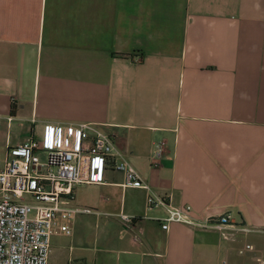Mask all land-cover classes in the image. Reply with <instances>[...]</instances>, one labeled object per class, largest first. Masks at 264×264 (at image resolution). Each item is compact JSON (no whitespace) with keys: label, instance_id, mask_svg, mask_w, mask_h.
I'll use <instances>...</instances> for the list:
<instances>
[{"label":"crops","instance_id":"crops-1","mask_svg":"<svg viewBox=\"0 0 264 264\" xmlns=\"http://www.w3.org/2000/svg\"><path fill=\"white\" fill-rule=\"evenodd\" d=\"M78 123L112 134L147 188L109 168L76 185L61 202L75 209L70 233L51 235L47 264H258L264 0H0V160L45 124ZM150 192L251 231L162 229Z\"/></svg>","mask_w":264,"mask_h":264},{"label":"built area","instance_id":"built-area-1","mask_svg":"<svg viewBox=\"0 0 264 264\" xmlns=\"http://www.w3.org/2000/svg\"><path fill=\"white\" fill-rule=\"evenodd\" d=\"M162 148V140L154 143V157L160 156ZM39 152L45 153L44 160L39 159ZM107 168L123 173V186L147 188L116 150L113 135L95 124H45L39 137L7 148L0 160V264H47L51 235L69 234L75 212L61 202L72 196L78 184L103 182ZM164 199L153 192L145 198L148 208L163 206L162 229L170 221H179L215 228L226 239L234 230L251 231L233 222L226 212L202 222L190 216L189 205L174 206ZM119 219L130 222L123 214ZM243 248L250 250L252 245L245 243ZM256 261L264 264V253Z\"/></svg>","mask_w":264,"mask_h":264},{"label":"rangeland","instance_id":"rangeland-1","mask_svg":"<svg viewBox=\"0 0 264 264\" xmlns=\"http://www.w3.org/2000/svg\"><path fill=\"white\" fill-rule=\"evenodd\" d=\"M38 157H39L40 160H44L45 159V153L44 152H39Z\"/></svg>","mask_w":264,"mask_h":264}]
</instances>
